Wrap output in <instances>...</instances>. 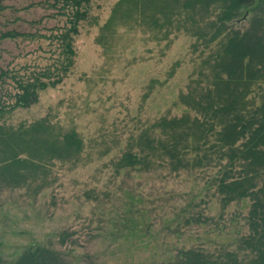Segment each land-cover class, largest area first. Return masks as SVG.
I'll return each mask as SVG.
<instances>
[{"label": "trees", "instance_id": "16d2710c", "mask_svg": "<svg viewBox=\"0 0 264 264\" xmlns=\"http://www.w3.org/2000/svg\"><path fill=\"white\" fill-rule=\"evenodd\" d=\"M91 1H52L49 7L66 17L62 31L57 29L53 36L58 57L51 69L11 77L17 92L8 96L10 103L0 104V119L36 105L40 92L55 88L71 72L74 39L89 18ZM240 21L246 25L237 26ZM116 24L139 27L151 34L150 40L167 46L180 35L190 38L195 68L173 103L183 108L180 115L166 112L147 122L130 118L135 128L126 137L117 135L103 149L101 156L116 151L104 167H110L119 182L115 205H100L103 200L109 204L107 192L85 193L100 208L103 231L97 237L121 241L130 254L119 256L135 264L137 253L131 250H150L161 233L168 245L170 237L203 229V242L178 249L172 260L152 264H264V0H118L101 28L105 39ZM17 37L14 32L0 35V39ZM177 66L173 65L169 78ZM7 76L2 71L0 81ZM84 149V140L74 128L53 124L48 116L16 127L0 122V197L9 195V202H15L12 209L33 216L34 208L24 201H36L56 181L50 178L55 164L71 169L83 164ZM199 170L209 173L200 191L206 196L188 192L178 200L174 193H164L170 211L160 216L162 226L152 233L158 213L156 208L142 207L146 198L137 191L135 178L161 172L165 179ZM20 191L26 193L23 202ZM245 201L247 215L232 232L231 245L209 240L214 235L219 240L226 231L225 210ZM211 204H216L218 213L207 212ZM132 239L136 241L131 244ZM62 259L51 245L32 244L3 264H61Z\"/></svg>", "mask_w": 264, "mask_h": 264}, {"label": "rangeland", "instance_id": "374dc122", "mask_svg": "<svg viewBox=\"0 0 264 264\" xmlns=\"http://www.w3.org/2000/svg\"><path fill=\"white\" fill-rule=\"evenodd\" d=\"M52 1L7 0L8 7L0 11V35L7 32L20 35L15 39H0V80L2 71L8 74L0 81V104L10 103L8 96L17 92L11 77L24 78L31 71L51 69L58 57L53 36L57 29L62 31L66 17L49 7ZM117 1H91L89 18L80 24L79 34L74 39V67L62 83L40 92L36 105L17 109L0 119L5 125L16 127L48 116L53 124L64 129L74 128L85 145L82 155L85 162L73 169L67 164L52 166L50 178L56 181L36 201H24L26 193L20 191L23 193L20 201L34 208L33 216L26 217L27 211L12 209L15 202H9V195L0 197V264L15 259L32 244L51 245L63 255L61 264L130 263L129 257L119 256L130 254L121 241L114 242L115 237L102 241L97 237L103 231L100 208L88 201L85 193L107 192L109 204L103 200L100 205L116 204L119 179L113 178L110 167H104L116 151L101 156L103 149L117 139V135L126 137L135 128L130 118L139 117L147 122L166 112L182 113L183 108H176L173 103L186 89L195 68V55L191 52L193 40L190 38L180 35L171 40L169 46L165 42L157 44L150 40L151 34L139 27L128 29L116 24L112 35L105 39L101 28ZM245 25L244 21L237 23L239 27ZM175 63L178 66L169 78ZM152 81L156 83L150 87ZM164 175L157 172L139 175L134 180L138 184L137 191L146 198L142 207L156 208L158 213L152 233L162 226L160 216L170 211V203L163 200L164 193H174L178 200L188 192L198 196L209 173L199 170L165 179ZM138 192L136 194L140 195ZM206 194L200 192L199 198ZM12 196L18 197L17 194ZM25 204L24 210L28 208ZM209 209L210 215L218 213L216 204H211ZM247 211V201L230 205L225 210L226 231L219 240L214 239L215 235L209 240L231 245V234L244 222L242 216H246ZM202 231L186 230L178 239L170 237L172 243L168 245L163 244L161 238L165 233H161L151 243L150 250H131L137 253L134 262L152 264L172 260L178 249L203 242ZM63 232L69 236H61ZM135 241L132 239L131 244Z\"/></svg>", "mask_w": 264, "mask_h": 264}, {"label": "flooded vegetation", "instance_id": "af4514ba", "mask_svg": "<svg viewBox=\"0 0 264 264\" xmlns=\"http://www.w3.org/2000/svg\"><path fill=\"white\" fill-rule=\"evenodd\" d=\"M6 1L7 0H0V11L4 10L6 7H8L6 5Z\"/></svg>", "mask_w": 264, "mask_h": 264}]
</instances>
